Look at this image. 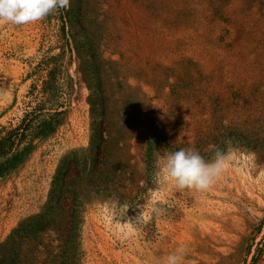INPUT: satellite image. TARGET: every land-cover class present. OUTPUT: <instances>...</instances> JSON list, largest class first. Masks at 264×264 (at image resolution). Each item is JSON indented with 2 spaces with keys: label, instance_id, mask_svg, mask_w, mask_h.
Wrapping results in <instances>:
<instances>
[{
  "label": "rangeland",
  "instance_id": "1",
  "mask_svg": "<svg viewBox=\"0 0 264 264\" xmlns=\"http://www.w3.org/2000/svg\"><path fill=\"white\" fill-rule=\"evenodd\" d=\"M180 149L232 155L199 193L158 182ZM180 249L264 264V0H70L0 22V264Z\"/></svg>",
  "mask_w": 264,
  "mask_h": 264
},
{
  "label": "clouds",
  "instance_id": "2",
  "mask_svg": "<svg viewBox=\"0 0 264 264\" xmlns=\"http://www.w3.org/2000/svg\"><path fill=\"white\" fill-rule=\"evenodd\" d=\"M69 5L70 0H0V22H9L15 25L35 23L46 18L54 10L67 8ZM231 155V152L225 153L222 150H217L215 158L208 162L199 151L194 149L169 152L163 157V167L157 174L158 182H172L180 190L206 193L212 189L228 167ZM155 198L154 196L153 199ZM120 207L123 210V215L113 214L112 220L114 217H125L130 208L126 204ZM115 223L121 226V231L125 227L135 225L131 219L124 223ZM183 251L180 249L177 253L168 255L165 264H181L184 258Z\"/></svg>",
  "mask_w": 264,
  "mask_h": 264
}]
</instances>
